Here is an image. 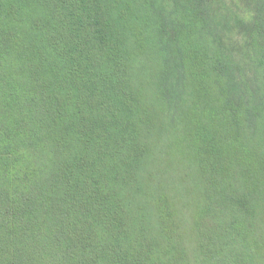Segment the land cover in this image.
I'll return each mask as SVG.
<instances>
[{"label":"trees","instance_id":"trees-1","mask_svg":"<svg viewBox=\"0 0 264 264\" xmlns=\"http://www.w3.org/2000/svg\"><path fill=\"white\" fill-rule=\"evenodd\" d=\"M0 264H264V0H0Z\"/></svg>","mask_w":264,"mask_h":264},{"label":"rangeland","instance_id":"rangeland-1","mask_svg":"<svg viewBox=\"0 0 264 264\" xmlns=\"http://www.w3.org/2000/svg\"><path fill=\"white\" fill-rule=\"evenodd\" d=\"M228 35L234 37L236 35V33L232 29H230V30H228Z\"/></svg>","mask_w":264,"mask_h":264}]
</instances>
